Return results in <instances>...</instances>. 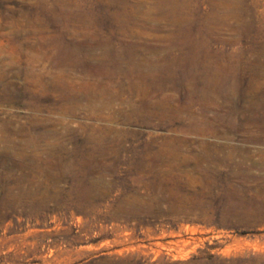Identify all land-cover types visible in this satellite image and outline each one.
Returning a JSON list of instances; mask_svg holds the SVG:
<instances>
[{"label": "rangeland", "instance_id": "1", "mask_svg": "<svg viewBox=\"0 0 264 264\" xmlns=\"http://www.w3.org/2000/svg\"><path fill=\"white\" fill-rule=\"evenodd\" d=\"M0 264H264V0H0Z\"/></svg>", "mask_w": 264, "mask_h": 264}, {"label": "bare ground", "instance_id": "2", "mask_svg": "<svg viewBox=\"0 0 264 264\" xmlns=\"http://www.w3.org/2000/svg\"><path fill=\"white\" fill-rule=\"evenodd\" d=\"M108 243V242H107ZM107 245V244H106ZM165 247V246H164ZM125 248V247H124ZM127 249V248H126ZM133 251V250H132Z\"/></svg>", "mask_w": 264, "mask_h": 264}]
</instances>
